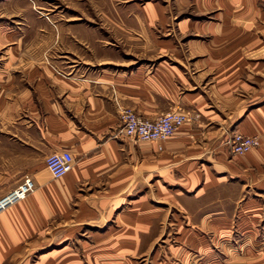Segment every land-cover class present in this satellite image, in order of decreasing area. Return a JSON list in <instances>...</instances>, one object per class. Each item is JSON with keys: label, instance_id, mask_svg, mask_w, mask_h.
<instances>
[{"label": "crops", "instance_id": "1", "mask_svg": "<svg viewBox=\"0 0 264 264\" xmlns=\"http://www.w3.org/2000/svg\"><path fill=\"white\" fill-rule=\"evenodd\" d=\"M234 3L264 24V0ZM249 34L248 50L263 51L264 33ZM56 49L24 57L15 46L0 63V197L25 175L36 183L0 212V264H264V252L210 253L231 242L223 229L257 212L238 202L248 181L264 183V144L232 155L227 130L264 143V57L239 46L208 47L192 62H146L108 45ZM123 108L147 119L182 110L189 119L160 150L117 135ZM62 150L75 163L55 178L46 158ZM167 202L182 214L171 224L185 230L177 239L185 248L165 253L157 245ZM82 229L94 233L91 244L77 238ZM247 232L235 245H264V227Z\"/></svg>", "mask_w": 264, "mask_h": 264}, {"label": "rangeland", "instance_id": "2", "mask_svg": "<svg viewBox=\"0 0 264 264\" xmlns=\"http://www.w3.org/2000/svg\"><path fill=\"white\" fill-rule=\"evenodd\" d=\"M249 33L263 35L264 24L243 18L234 0H0V63L9 56L6 51L15 46L24 48V57L26 51L33 52V49L35 56L43 57L37 52L45 48L60 51L56 48L91 44L125 49L131 57L146 62L163 59L192 62L206 56L204 52L208 47L217 52L220 47L234 46L244 49V56L250 54L251 59L261 60L264 50H255L253 54L248 50L252 41ZM260 38V42L264 40ZM176 48L179 53L173 51ZM227 131L228 142L234 132ZM263 144L261 142L260 146ZM244 189L247 196L238 204L248 200L254 206L252 211H257L255 218L239 215L241 217L236 218L239 224L233 221L223 229L221 235L226 234L224 238L232 240L225 242V246H211L213 256L218 254L230 259L236 252L244 257L245 254L257 256L264 252V245H235L236 238L250 235L246 233L252 225L264 227L263 181H248ZM138 197L139 192H134L131 204H137ZM162 207L168 228L157 248L165 253L171 248L182 250L185 247L177 244V239L185 230L171 224L173 217L183 218L182 214L176 213L178 207L169 206L168 202ZM55 226L52 224L53 229ZM50 233L52 236L53 231ZM93 237L90 229H82L77 234L83 244H91ZM216 261L211 260L210 264Z\"/></svg>", "mask_w": 264, "mask_h": 264}, {"label": "built area", "instance_id": "3", "mask_svg": "<svg viewBox=\"0 0 264 264\" xmlns=\"http://www.w3.org/2000/svg\"><path fill=\"white\" fill-rule=\"evenodd\" d=\"M188 119L187 113L182 110L170 111L156 118L147 119L139 116L134 110L123 108L121 109L122 124L117 135L131 140L156 141L159 143L158 148L162 150V142L171 138ZM227 143L233 154L241 155L260 146L261 138L257 135L234 132ZM74 163L75 157L69 150L53 152L46 158V166L55 178L64 176ZM35 189L36 183L32 176L25 175L16 187L0 197V212L26 198Z\"/></svg>", "mask_w": 264, "mask_h": 264}]
</instances>
